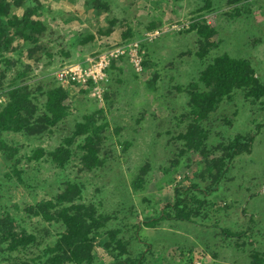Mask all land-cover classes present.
I'll use <instances>...</instances> for the list:
<instances>
[{
	"label": "rangeland",
	"instance_id": "obj_1",
	"mask_svg": "<svg viewBox=\"0 0 264 264\" xmlns=\"http://www.w3.org/2000/svg\"><path fill=\"white\" fill-rule=\"evenodd\" d=\"M209 1L207 11H202L204 0L34 2L46 28L38 42L43 47L35 56L38 60L29 57L28 45L19 43L17 50L4 54L15 65L0 66L8 83L27 65V84L36 96L52 87L63 88L70 100L69 115L41 137L0 134V141L17 150L13 160L0 152V218H10L36 238L28 249L13 253L0 239V264L39 261L57 239L60 225L45 222L33 212L36 205L51 202L67 182L83 187L76 204L93 206L108 217L94 240L92 264H122L127 259L133 264H250L253 252L264 254L262 104L236 91L202 123L209 133L206 148L210 153L236 135L254 134L250 154L235 159L218 192L210 197L191 190V185H197L205 194L210 191L204 160L198 153L179 156L181 145L175 141L185 126L182 116L189 112L184 89L197 80L205 64L195 57V36L187 32L192 20L203 17L218 31L220 43L210 56L247 59L264 85V0L239 1L233 6H227V0ZM101 3L108 10L98 9ZM111 20L115 23L110 34H100ZM151 24L156 27L149 30ZM128 30L129 39L124 37ZM88 37H92L89 42ZM117 49L123 53L108 58L102 80L95 84L87 77L82 81L85 72L97 69H88V60L99 61L98 56ZM76 66L81 70L68 74L65 82L56 79V72ZM43 100L37 103L40 110ZM6 101L0 91V106ZM91 114L107 125L100 167L83 169L78 142L72 145L64 167L47 157L29 161L37 149L51 152L65 147L63 141L74 124ZM14 168L21 172V181ZM143 168L147 171L141 176ZM139 176L143 182L138 187ZM175 188L185 196L191 190L189 195L206 202L205 208L192 222L171 219L147 227L145 221L157 218L163 204L174 200ZM110 242L113 250L105 247Z\"/></svg>",
	"mask_w": 264,
	"mask_h": 264
},
{
	"label": "trees",
	"instance_id": "obj_2",
	"mask_svg": "<svg viewBox=\"0 0 264 264\" xmlns=\"http://www.w3.org/2000/svg\"><path fill=\"white\" fill-rule=\"evenodd\" d=\"M239 1L248 0H227V6H233ZM34 2L36 0H0V65L1 63L15 65L10 59L4 57V54L17 50L19 43L28 45L29 57L38 60L35 56L43 48L38 46V42L46 33V28L37 16L39 7ZM204 2L202 11H207L210 9V1L204 0ZM101 4L98 9L108 10V5ZM13 9L21 10V12L14 13ZM108 23L110 26L104 31L99 30L100 34H110L115 21L111 20ZM155 27V24H151L148 29ZM187 32L195 36V57L199 61L205 60V64L197 80L184 89L189 112L182 116L181 122L185 126L178 133L175 141L180 142L181 145L179 156L188 152L198 153L204 160L205 168L209 169L206 177L210 184L209 188L211 187L210 191L205 194V191H201L197 185H191V190L195 188L201 195L210 197L211 194L218 192L220 182L224 180L235 159L243 154H250L254 134L236 135L226 144L220 142L215 145L210 153L206 148L209 133L205 131L202 123L216 110L220 102L230 101L236 91L243 92L246 99L260 102L264 107V85L256 77L247 59L230 57L227 54L210 56L211 52L219 46V33L203 17L192 20ZM124 37L131 38V31L128 30ZM91 40L92 37H88V42ZM27 71L28 66L25 65L24 71L16 73L11 81L6 83V75L0 66V91H3L7 98L6 103L0 106V134L12 132L26 137H41L69 115L70 100L66 91L57 86L41 91V95L32 94L31 87L27 84ZM37 90L40 91V88ZM40 100H43V110H40L37 104L41 103ZM106 126L105 123L98 122L95 114L84 116L81 122L74 124L70 136L64 139L65 147L61 145L51 152L37 149L32 153L29 161L37 162L47 157L56 166L64 167L71 158L72 145L78 142V150L82 153L80 162L83 169L87 171L96 169L102 165L99 152L103 147ZM9 149L4 142L0 141L1 154L6 156L7 160H13L17 150L11 148L9 152ZM7 152L9 154H6ZM146 171L143 168L140 171L141 176ZM14 174L21 181V172L18 169L14 168ZM141 176L138 178V187L143 182ZM199 176L205 180L204 174ZM82 190L81 184L67 182L51 202L35 206L33 214L41 217L45 222L60 225L61 232L57 234V239L44 249L42 257L38 258L39 261L31 264H92L95 262L93 243L100 234L98 232L106 226L108 217L98 213L93 206L76 204L81 200ZM191 190L185 196L179 194V189L175 188L174 200L163 204L159 211L160 215L146 220V226L152 227L159 221L171 219L192 222L199 210L205 208L206 202L203 203V200L190 196ZM204 199L207 200V198ZM226 235L229 236V233L226 232ZM0 236V239L7 244L6 250L10 253L24 251L36 242L35 236L18 228L8 217L0 218ZM112 244V242L106 244V249L113 250ZM115 244L120 247V243ZM136 262L141 261L137 259ZM122 264H133V261L127 259ZM250 264H264V254L253 252L250 256Z\"/></svg>",
	"mask_w": 264,
	"mask_h": 264
},
{
	"label": "built area",
	"instance_id": "obj_3",
	"mask_svg": "<svg viewBox=\"0 0 264 264\" xmlns=\"http://www.w3.org/2000/svg\"><path fill=\"white\" fill-rule=\"evenodd\" d=\"M122 53H123L122 49L121 50L117 49V50L106 53L105 56L104 55L98 56L99 58H101V59H99V61H98V59H97V61L88 60L87 62H89V66L91 65L88 69L96 68V67H97V69H95L94 71H89L88 74L85 72L86 76H85V79H83L82 81L85 82L87 77L89 80H92V82L95 84L97 83V80H102L104 78V75L102 73H103L104 67L107 66L108 62L106 63V61L109 60L108 58L110 56L113 58H117L118 54H122ZM134 56H136V55H134ZM77 70H81V68L76 66L73 68L69 67L67 69V71H58L55 73L56 79L65 82L68 74L75 75ZM97 78H99V79H97Z\"/></svg>",
	"mask_w": 264,
	"mask_h": 264
}]
</instances>
